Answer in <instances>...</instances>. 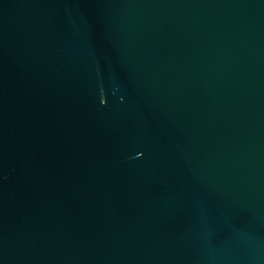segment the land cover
Instances as JSON below:
<instances>
[{"label": "water", "instance_id": "1", "mask_svg": "<svg viewBox=\"0 0 264 264\" xmlns=\"http://www.w3.org/2000/svg\"><path fill=\"white\" fill-rule=\"evenodd\" d=\"M0 264H264V0H0Z\"/></svg>", "mask_w": 264, "mask_h": 264}]
</instances>
